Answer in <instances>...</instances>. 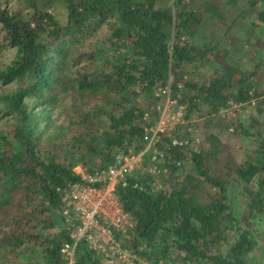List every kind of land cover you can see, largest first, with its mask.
<instances>
[{"label":"trees","instance_id":"16d2710c","mask_svg":"<svg viewBox=\"0 0 264 264\" xmlns=\"http://www.w3.org/2000/svg\"><path fill=\"white\" fill-rule=\"evenodd\" d=\"M28 2L29 13L11 12L0 3V50L16 51L12 63L0 69V85L17 84L16 90L0 95L3 117L13 124L9 132L0 131V256L11 262L12 255L32 260L40 253L43 264H64L60 250L68 237L63 228L58 234L54 231V212L60 214L62 208L57 188L81 181L73 162L91 172L96 159L99 168L105 169L119 151L143 148L145 111L132 101L139 96L137 89L151 96L156 86L172 77V94L181 95L187 120L202 107L214 116L229 101L251 106L254 100L257 105L264 92L258 91V70L247 73L231 64L195 79L197 70L207 63L209 49L197 48L193 40L207 22L222 27L224 35L229 33L244 18L235 17L224 27L225 7L237 0ZM245 2L253 10L248 14L254 16L248 24L252 32L261 28L264 33V0ZM58 4L65 10L63 23L53 13ZM105 25L110 26L107 41L117 56L106 59L103 70L87 72V66L79 67L82 59L94 62L95 57H85L79 45ZM57 86L120 107L102 133L84 125L72 134L64 151L72 160L68 164L42 150L46 141L40 123L56 99ZM98 109L102 108L96 106L93 114ZM82 116L84 123L90 118ZM252 121L255 127L258 122ZM56 138L46 140L57 147ZM170 140L164 137L160 149L166 150ZM255 143L252 155L238 165L214 132L198 153L179 148L167 151L166 166L173 172L175 161L190 162L193 172L182 179L175 177L169 192H155L152 176L140 171L128 177L126 187H117L116 195L134 224L131 248L143 263L250 264L252 258L261 260L264 232L255 225L264 216V140ZM209 164L216 167L215 172ZM232 181L243 184L248 196L241 218L230 196ZM205 188H214L215 193L205 195ZM76 264L101 262L83 243L78 246Z\"/></svg>","mask_w":264,"mask_h":264},{"label":"rangeland","instance_id":"374dc122","mask_svg":"<svg viewBox=\"0 0 264 264\" xmlns=\"http://www.w3.org/2000/svg\"><path fill=\"white\" fill-rule=\"evenodd\" d=\"M221 1L226 3L228 0ZM0 3L2 7L8 8L11 12L21 11L29 13L30 11V6H28L29 2L27 3V0H1ZM225 10L227 11L225 28L232 24L235 17L244 18L239 20L226 35L223 34L225 30H220L222 27H214V25H216L215 22H207L200 28L193 43L197 48H202L205 45L209 50L206 51L208 53L206 55L207 63L205 65L202 64V68L197 70L195 79H199V77H202L204 74H211L214 70L219 69L221 65L231 64L247 73L258 70L257 78L260 79L258 82V91L264 92V33L261 28H257L255 32H252L251 26L248 24L254 21V16L251 14L252 17H249L250 15L248 16V14L253 10L250 8L248 9V4H246L245 0H237V3H230L229 6L225 7ZM53 13L61 23L64 22L65 10L62 5L58 4L57 7L53 9ZM109 29L110 26L105 25L82 40L79 45L81 51L84 52L85 57L94 55L95 61L91 62L90 60L82 59L79 67L87 66V72L103 70L105 67V60L109 59V57L112 58L117 56L109 47L107 41ZM257 33L260 35V40L256 39L258 36ZM260 33H262V35ZM2 37L3 34H1L0 40ZM210 49L213 50L210 51ZM122 51L125 53V50ZM216 53L219 54V57L216 56ZM15 55L16 51L13 48H4L0 50V69H4L6 66L10 65L15 59ZM68 74L69 72H66L63 77L60 76L59 78H66ZM16 89V83L7 86L0 85V95ZM136 91L139 92V96L133 98V103H136L137 106L145 112L149 111L153 113L154 101L152 95H145L138 89ZM55 94V101L50 104V107L48 106L49 108L47 107V112L40 123L42 139L46 141V143L42 145V150L45 153H49L48 155L55 158L56 161L68 164L69 162L71 163L72 160L70 161L66 158L67 155H65L64 151L68 150L70 146L69 139L72 134L81 131L84 125H90L97 134L102 133L103 130H107L109 127L110 115L113 112L118 115L120 113V107L106 100L96 101L86 93H80L79 91L71 89L64 90L62 86H57V92H55ZM96 106L102 109H98V113L93 114ZM200 110L199 112L195 111L191 114L190 125L194 126L197 130V134L203 139V146L204 143L206 144V137L208 134L217 133L235 164H244L248 156L252 155L257 147L255 141L264 140V97L258 100L257 105H245L239 112H236V116L230 121L214 117L213 115L210 116L207 107H202ZM4 112L5 108L0 102V131L9 132L13 124L8 117H3ZM83 114L90 115V118L85 123L83 122ZM252 120L258 122L255 127L251 126ZM245 131H248L250 135L245 134ZM258 133H262V136L260 135L261 137H259ZM55 135L57 137V147H53L51 140H46ZM139 151L135 152L130 150V152L134 153H138ZM49 156H47V158ZM99 163V160L96 159L91 165V171L99 168ZM73 164L75 170L79 173L89 172V170H85L79 163L73 162ZM208 166L212 172L216 171L214 165L209 164ZM182 173L183 177L193 173L192 164L187 163ZM170 185H172V183ZM229 187L235 212L241 218L243 214H245L248 196H246L243 190V184L234 183L232 181ZM213 193H215L214 188H205V195H211ZM54 218L56 220L54 231L58 234L63 231L58 211L54 212ZM255 226L259 232H264V216L257 219ZM261 253V260L256 257L252 258L250 264H264V246L260 254ZM11 258L12 261L8 262L0 256V264H30L32 262L43 264L39 262L41 259L40 253H37L36 257L32 260L23 255L17 257L12 255ZM142 264L147 263L142 262Z\"/></svg>","mask_w":264,"mask_h":264},{"label":"built area","instance_id":"2783aa9c","mask_svg":"<svg viewBox=\"0 0 264 264\" xmlns=\"http://www.w3.org/2000/svg\"><path fill=\"white\" fill-rule=\"evenodd\" d=\"M171 85L172 77L153 90L154 111L143 115L141 151H120L109 167L80 173L81 181L57 188L62 203V228L68 237L60 250L64 264H76L77 249L83 243L101 264H142L131 248L134 224L116 195L117 187H126L128 177L140 171L152 176L155 192H169L175 177L183 178L187 162L175 161L173 172L166 166L167 151L179 148L198 153L204 142L187 120V106L180 103L181 95L173 96ZM255 104L253 100L251 105ZM245 105L229 101L214 117L230 121ZM186 125L189 127L184 128ZM166 136L171 140L163 150L160 146Z\"/></svg>","mask_w":264,"mask_h":264}]
</instances>
